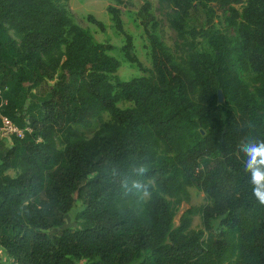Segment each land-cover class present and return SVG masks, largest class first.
Returning a JSON list of instances; mask_svg holds the SVG:
<instances>
[{
  "label": "trees",
  "instance_id": "16d2710c",
  "mask_svg": "<svg viewBox=\"0 0 264 264\" xmlns=\"http://www.w3.org/2000/svg\"><path fill=\"white\" fill-rule=\"evenodd\" d=\"M141 1L152 71L121 80L113 46L74 22L67 0H0V126L4 117L21 131L0 157L9 264H264V204L242 151L264 141V0H158L180 54ZM107 10L126 59L145 70L120 9ZM191 186L205 203L174 225ZM76 199L75 227H63Z\"/></svg>",
  "mask_w": 264,
  "mask_h": 264
},
{
  "label": "rangeland",
  "instance_id": "374dc122",
  "mask_svg": "<svg viewBox=\"0 0 264 264\" xmlns=\"http://www.w3.org/2000/svg\"><path fill=\"white\" fill-rule=\"evenodd\" d=\"M152 4V13L156 19L160 22L157 33L160 38L168 45L176 54H180L182 47L180 46V39L177 38L176 32L168 24L166 12L170 11V8L164 4H160L158 0H149ZM142 4L141 0H122L121 4H117L115 0H67V8L73 17V20L78 25L86 28L92 34L94 39L100 43L110 44L113 48L108 51V54L113 56L118 62L119 67L116 71V75L121 80H128L132 77L137 76H150L152 71L150 47L144 32V29L140 23L138 16L139 8ZM116 6L120 9V18L122 20L123 31L132 37L133 42V53L136 58L142 63L145 70H141L135 63H132L126 59L124 51L122 49L124 45V36L119 32L113 23L110 13L107 7ZM243 4H237L235 7L241 11ZM88 15H92L96 20L100 21L103 28H99L96 24L90 22L87 19ZM217 27L224 29L225 32L233 34V29H225L223 24L217 23ZM199 51H206L208 47L204 42H199L197 45ZM253 74L247 72L243 75L244 79L253 86L252 81ZM130 102L120 101L119 107L125 108L130 106ZM109 120L108 114H103V121ZM99 122H95L93 127L89 130H85L84 134L87 138L91 137L93 131L97 129ZM1 131V129H0ZM202 132L195 130L185 134L181 137V143L183 147L191 145L195 142ZM5 139V138H3ZM11 145V140L6 138L5 141H0V157L4 154L7 147ZM8 174L11 176L15 175L14 170H8ZM187 199L182 201L179 205L176 215L173 219V224L177 225L181 213L191 207H198L205 203V197L202 191L195 186L187 188ZM81 208V201L76 199L74 206L65 216V223L63 227L74 228L75 221L74 216L76 212ZM200 215L192 216L191 228H201ZM57 229H51L48 231L49 234H53ZM5 254L0 249V264H8Z\"/></svg>",
  "mask_w": 264,
  "mask_h": 264
},
{
  "label": "clouds",
  "instance_id": "9594fccd",
  "mask_svg": "<svg viewBox=\"0 0 264 264\" xmlns=\"http://www.w3.org/2000/svg\"><path fill=\"white\" fill-rule=\"evenodd\" d=\"M242 151L247 157L245 171L250 173L254 195L264 204V141L250 143Z\"/></svg>",
  "mask_w": 264,
  "mask_h": 264
},
{
  "label": "built area",
  "instance_id": "2783aa9c",
  "mask_svg": "<svg viewBox=\"0 0 264 264\" xmlns=\"http://www.w3.org/2000/svg\"><path fill=\"white\" fill-rule=\"evenodd\" d=\"M0 129L1 138H8L10 140L13 134L21 135V131L12 122L4 117L2 118V126H0ZM7 262L9 264L11 260H7Z\"/></svg>",
  "mask_w": 264,
  "mask_h": 264
},
{
  "label": "water",
  "instance_id": "95a60500",
  "mask_svg": "<svg viewBox=\"0 0 264 264\" xmlns=\"http://www.w3.org/2000/svg\"><path fill=\"white\" fill-rule=\"evenodd\" d=\"M217 95H218V101L221 102L223 100V95L220 89L217 91Z\"/></svg>",
  "mask_w": 264,
  "mask_h": 264
}]
</instances>
